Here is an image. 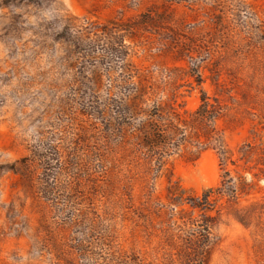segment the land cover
I'll use <instances>...</instances> for the list:
<instances>
[{
  "label": "rangeland",
  "instance_id": "374dc122",
  "mask_svg": "<svg viewBox=\"0 0 264 264\" xmlns=\"http://www.w3.org/2000/svg\"><path fill=\"white\" fill-rule=\"evenodd\" d=\"M0 264H264V0H0Z\"/></svg>",
  "mask_w": 264,
  "mask_h": 264
}]
</instances>
